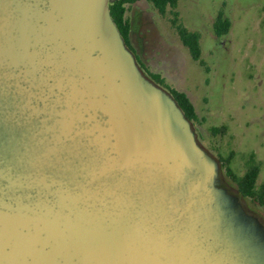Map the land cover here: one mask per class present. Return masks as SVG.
Listing matches in <instances>:
<instances>
[{
  "label": "water",
  "instance_id": "95a60500",
  "mask_svg": "<svg viewBox=\"0 0 264 264\" xmlns=\"http://www.w3.org/2000/svg\"><path fill=\"white\" fill-rule=\"evenodd\" d=\"M115 1L0 0V264H264Z\"/></svg>",
  "mask_w": 264,
  "mask_h": 264
},
{
  "label": "rangeland",
  "instance_id": "374dc122",
  "mask_svg": "<svg viewBox=\"0 0 264 264\" xmlns=\"http://www.w3.org/2000/svg\"><path fill=\"white\" fill-rule=\"evenodd\" d=\"M222 8L233 25L229 35L217 39L213 23ZM177 11L189 31L201 34L202 59L209 68L192 59L168 18L161 17L168 58L179 65L171 83L196 108L198 142L218 161L235 152L232 167L240 176L255 153L261 164L258 186L264 185V0H179ZM221 126L228 127L225 135L211 134L212 127ZM221 184L238 196L222 167ZM240 200L264 223V207Z\"/></svg>",
  "mask_w": 264,
  "mask_h": 264
},
{
  "label": "trees",
  "instance_id": "16d2710c",
  "mask_svg": "<svg viewBox=\"0 0 264 264\" xmlns=\"http://www.w3.org/2000/svg\"><path fill=\"white\" fill-rule=\"evenodd\" d=\"M141 0H116L110 4L112 18L118 26L127 48L133 52L137 63L143 71L144 75L157 86L166 90L177 102L178 106L184 112L186 118L191 122L192 126L200 122L196 108L186 93L177 90L175 87L168 84L166 79L160 75L153 73L139 58L137 52L131 42V23L128 18V13L131 7ZM149 2L158 13L168 18L172 28L178 34L183 45L188 48L192 59L198 62L201 67L208 72L209 68L202 59L201 34L198 32L189 31L180 21V14L177 11L179 0H146ZM232 21L225 14L222 8L214 23L213 33L217 39H221L230 34L232 29ZM228 131L227 126L212 127L210 132L212 135H225ZM200 144V143H199ZM235 157V152L231 151L228 156L220 157V164L225 170L226 176L236 185L239 197L250 199L253 203L264 207V185L258 186V180L261 174V164L257 161L256 154H250V158L246 164L245 173L240 176L235 173L232 163ZM222 187H225L221 184ZM246 209V208H245ZM247 210V209H246ZM249 213V211L247 210ZM264 224V223H263Z\"/></svg>",
  "mask_w": 264,
  "mask_h": 264
},
{
  "label": "crops",
  "instance_id": "0c3cea01",
  "mask_svg": "<svg viewBox=\"0 0 264 264\" xmlns=\"http://www.w3.org/2000/svg\"><path fill=\"white\" fill-rule=\"evenodd\" d=\"M154 9L146 0L131 7L127 15L131 23V42L141 61L153 73L162 75L172 85L173 72L179 69V65L176 60L168 58L164 29L160 23L162 16Z\"/></svg>",
  "mask_w": 264,
  "mask_h": 264
}]
</instances>
